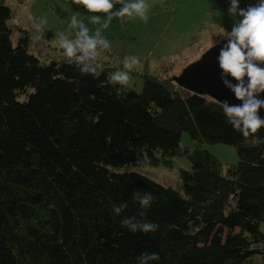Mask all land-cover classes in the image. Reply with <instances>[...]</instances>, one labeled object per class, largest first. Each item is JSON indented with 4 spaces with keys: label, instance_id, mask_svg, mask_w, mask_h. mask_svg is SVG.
Listing matches in <instances>:
<instances>
[{
    "label": "trees",
    "instance_id": "trees-1",
    "mask_svg": "<svg viewBox=\"0 0 264 264\" xmlns=\"http://www.w3.org/2000/svg\"><path fill=\"white\" fill-rule=\"evenodd\" d=\"M12 17L0 0V264H137L145 252L159 254L151 264H264V127L245 139L221 103L162 73L143 74L141 93L113 87L100 44L87 61L103 68L99 79L81 74L80 52L44 64L27 34L12 44ZM184 132L195 149L182 150ZM204 143L234 146L238 163L222 175ZM175 157L192 166L180 171V189L124 169ZM137 191L154 196L145 219L155 232L121 227L137 216Z\"/></svg>",
    "mask_w": 264,
    "mask_h": 264
},
{
    "label": "rangeland",
    "instance_id": "rangeland-1",
    "mask_svg": "<svg viewBox=\"0 0 264 264\" xmlns=\"http://www.w3.org/2000/svg\"><path fill=\"white\" fill-rule=\"evenodd\" d=\"M220 0H145L147 20L138 16L128 17L126 21L114 18L107 28L103 25L106 14L100 15V22H91L92 16L75 11L72 0H6L13 17L8 22L11 42L15 46L24 36H29V53L44 64L63 61L67 58L61 47L63 41L79 32V23L71 24V17L83 21L89 35L95 39L106 38L110 46L101 52V60L116 71H130L127 89L141 93L143 74L162 73L175 80L193 64L205 56L209 50L227 42V36L218 33L231 31L233 20L228 16L226 6H219ZM256 0L240 1L245 7ZM41 28L51 31L53 38L42 34ZM99 33V35H96ZM108 52L110 54H108ZM136 57L138 63L132 69H124L123 61ZM111 74V75H112ZM197 143L187 132L181 137L182 150H193ZM203 148L218 159L222 175L238 163L234 146L204 143ZM191 163L185 157H175L171 166L142 165L124 168L147 176L156 183L180 189V171L191 170ZM264 234V223L260 226ZM259 259V258H258Z\"/></svg>",
    "mask_w": 264,
    "mask_h": 264
},
{
    "label": "clouds",
    "instance_id": "clouds-1",
    "mask_svg": "<svg viewBox=\"0 0 264 264\" xmlns=\"http://www.w3.org/2000/svg\"><path fill=\"white\" fill-rule=\"evenodd\" d=\"M72 3L83 5L89 14H106L104 28H107L114 18L138 16L142 20H147L145 0H72ZM116 4L122 6L113 11ZM227 14L233 23L230 32L218 33V36L228 37L227 42L219 49L217 57L219 68L222 69L220 79L241 103L230 105L225 100L222 102V111L233 129L247 139L264 127V118L259 115V110L264 108V99L258 98V94L264 93V68L254 63V61L264 63V0H256V3H249L245 7L240 6V0H230ZM91 22L98 24L100 16L92 15ZM77 23L80 30L75 44L63 41L61 47L68 58L76 57L77 52L82 53L77 57L78 62L83 63L81 74L91 73L94 79H99L103 68L98 71L97 67L87 61L96 60L98 44L107 49L110 43L107 39L97 40L89 35V29L83 21L78 22L76 16H72L71 24L76 26ZM214 46L217 47V43ZM138 62L136 57H132L131 62L126 58L123 67L130 70ZM68 63L71 65L72 60L69 59ZM130 73V71H116L108 77V83L113 87L119 85L121 88H126L130 82ZM228 75L234 78L235 84L225 79ZM245 76L248 78L247 86L244 84ZM90 98H94V95ZM153 200L154 196L151 192H134L133 202L139 204L137 213L139 218L124 217L120 221L121 227L127 228L132 233L147 234L157 231V225L145 219L146 210L152 206ZM126 207V203L118 206L114 204L112 211L115 215H120ZM159 259L158 253L145 252L137 257V264H151L152 261Z\"/></svg>",
    "mask_w": 264,
    "mask_h": 264
},
{
    "label": "water",
    "instance_id": "water-1",
    "mask_svg": "<svg viewBox=\"0 0 264 264\" xmlns=\"http://www.w3.org/2000/svg\"><path fill=\"white\" fill-rule=\"evenodd\" d=\"M224 43L209 50L200 61L188 67L183 74L174 81L184 89L198 94H206L221 104L225 100H227L230 105L240 104L241 101L235 98L234 93L226 88L220 79L222 69L219 68L217 57L219 55V49L223 47ZM254 63L264 68V63H260L259 61H254ZM225 79L229 80L230 83H236L234 78L230 75L225 76ZM247 83L248 78L245 76V86H247ZM258 98L264 99V93L258 94ZM259 115L261 118H264V108L259 110Z\"/></svg>",
    "mask_w": 264,
    "mask_h": 264
}]
</instances>
